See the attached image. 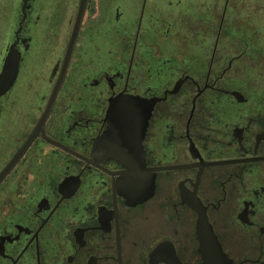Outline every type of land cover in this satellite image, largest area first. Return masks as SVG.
I'll use <instances>...</instances> for the list:
<instances>
[{
  "label": "flooded vegetation",
  "instance_id": "flooded-vegetation-1",
  "mask_svg": "<svg viewBox=\"0 0 264 264\" xmlns=\"http://www.w3.org/2000/svg\"><path fill=\"white\" fill-rule=\"evenodd\" d=\"M14 10L0 28V75L11 54L16 67L0 93V264H166L151 258L165 240L200 264V212L234 264H264V0H0V19ZM120 94L157 98L139 179L104 136Z\"/></svg>",
  "mask_w": 264,
  "mask_h": 264
},
{
  "label": "water",
  "instance_id": "water-1",
  "mask_svg": "<svg viewBox=\"0 0 264 264\" xmlns=\"http://www.w3.org/2000/svg\"><path fill=\"white\" fill-rule=\"evenodd\" d=\"M83 3L81 5H83ZM80 14L81 8L77 22L80 20ZM77 22L74 27L70 45L65 56L66 60L76 38ZM15 71V59L13 54H11L7 60L3 72L0 75V93L6 86L5 80H8L7 82H9L14 79ZM58 83L59 79L55 89H57ZM156 100L157 98L144 99L137 95L128 94H120L110 100V104L107 109V119L109 126L104 136L107 139H111V142L115 144L112 146L110 143L108 151L113 156H118L120 158V162L125 167L123 172L125 177L132 176L135 179H139L142 178V174L149 172L148 169L143 165V150L141 142L145 134L148 118L151 115L153 104ZM47 110L44 112V115L47 113ZM149 175L151 184L150 189L146 192V194L152 191L153 175L151 173ZM196 233L197 239L199 240L198 253L201 256L200 264H234L232 260L229 259L223 252L221 245L218 242L217 237L206 218L205 213H199ZM164 250L167 252V254L165 253L167 257L160 259H162L166 264H184L178 259L174 248L166 240L160 242L153 249L151 258L154 257L153 255L163 253Z\"/></svg>",
  "mask_w": 264,
  "mask_h": 264
},
{
  "label": "rangeland",
  "instance_id": "rangeland-1",
  "mask_svg": "<svg viewBox=\"0 0 264 264\" xmlns=\"http://www.w3.org/2000/svg\"><path fill=\"white\" fill-rule=\"evenodd\" d=\"M7 10H8V8H7ZM7 10H5V11L7 12ZM127 11H128V9H127ZM11 15L8 14L7 18L6 17H2L0 19V28L3 27L6 24L5 25V28L8 29L9 32L13 29V27H14V25L16 23V20H17V12L14 10V11L11 12ZM172 15L175 16V13H173ZM131 18L132 19H135V16L133 17V15H132ZM166 24H164L162 26V28H165L166 27ZM125 25H128L129 27H132V30H134L136 24L135 23H132V25H131V23H129L128 21H126ZM157 28H160V25L159 24H157ZM263 32H264V23H263ZM146 41L148 42V44H150L151 46H153L154 45V42L161 41V40H160V37L159 36H155L154 37V35H147ZM175 42H176L175 39H173V40H164V41L161 42V47H164L163 49H167L169 51H174L173 49L176 47L175 46ZM166 53H168V52L166 51ZM144 225H145V227H148L149 226L148 223H146V224L144 223ZM144 225H141L140 228L141 227H144ZM165 233L166 234H169L170 231H165ZM139 234H141V233H139ZM132 249L135 251V253H134L135 255H139L146 248L145 247L142 248L139 245H134V247Z\"/></svg>",
  "mask_w": 264,
  "mask_h": 264
}]
</instances>
